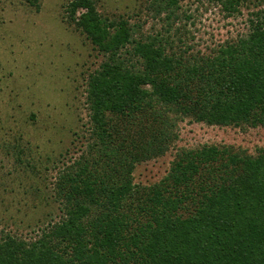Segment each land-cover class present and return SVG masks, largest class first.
<instances>
[{"label":"trees","instance_id":"obj_1","mask_svg":"<svg viewBox=\"0 0 264 264\" xmlns=\"http://www.w3.org/2000/svg\"><path fill=\"white\" fill-rule=\"evenodd\" d=\"M215 1L239 12L241 0ZM95 2L65 9L107 58L87 82V144L56 178L63 214L30 239L0 231V264H264V148H181L158 182L131 179L184 117L264 126V10L246 34L199 54L165 49L180 31L169 29L177 0H153L166 35H137Z\"/></svg>","mask_w":264,"mask_h":264},{"label":"rangeland","instance_id":"obj_2","mask_svg":"<svg viewBox=\"0 0 264 264\" xmlns=\"http://www.w3.org/2000/svg\"><path fill=\"white\" fill-rule=\"evenodd\" d=\"M69 1L0 0V231L24 239L63 214L56 178L87 144V82L107 58L68 22ZM95 3L103 16L137 26V35L167 34L166 12L153 0ZM177 3L178 18L169 29L180 31L165 49L199 54L246 34L251 13L264 10V0H241L239 12L230 16L215 0ZM173 130L177 136L163 154L135 164V186L158 182L181 148L228 145L250 155L264 148V126L209 125L184 117Z\"/></svg>","mask_w":264,"mask_h":264}]
</instances>
